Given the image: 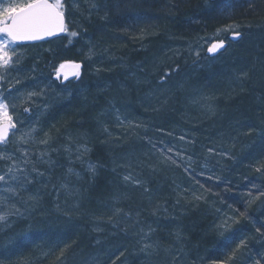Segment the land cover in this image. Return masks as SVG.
Here are the masks:
<instances>
[{"label": "trees", "instance_id": "obj_1", "mask_svg": "<svg viewBox=\"0 0 264 264\" xmlns=\"http://www.w3.org/2000/svg\"><path fill=\"white\" fill-rule=\"evenodd\" d=\"M98 1L106 4L109 17L108 24L95 26L102 33L100 40L119 44L125 50L122 57L130 59L129 36L153 32L145 42L146 63L149 58L154 63L153 57H162L180 42L212 34L231 22L251 32L228 50L223 66L194 78L184 81L181 74L161 68L150 86L159 110L144 123L135 110L140 98L135 99L134 88L130 95L123 93L109 76L90 88L81 102L43 119L42 129L57 142L62 139L60 144L74 135L87 139L94 170L80 169V181L73 185L78 196L63 197L57 203L59 214L52 212L50 198L36 199L29 218L0 234V250L19 246L11 264H220L236 246L224 248L227 239L235 237L238 243L247 238L251 252L264 249L252 238L256 233L251 223L237 212L264 214V196H258L264 175L256 171L264 166V0ZM63 40H68L66 35ZM67 48L65 57L83 54L79 43ZM179 83L183 91L171 95ZM205 88L222 96L213 103L209 119L198 108L186 106ZM116 109L127 120L136 111L140 127L125 123L123 132ZM74 115L79 118L73 123ZM154 143L166 151L171 146V159L154 156ZM210 148L215 151L210 153ZM125 175L139 179L150 191L125 181ZM126 214L140 220L141 235ZM229 216L239 223L223 230L221 222ZM144 243L152 247L144 249ZM230 264H248V256L237 254Z\"/></svg>", "mask_w": 264, "mask_h": 264}, {"label": "rangeland", "instance_id": "obj_2", "mask_svg": "<svg viewBox=\"0 0 264 264\" xmlns=\"http://www.w3.org/2000/svg\"><path fill=\"white\" fill-rule=\"evenodd\" d=\"M66 2L69 5L73 3H78L79 5L78 8L70 6L69 11L66 13V18L69 27L79 31L80 36L73 38L71 43H69V39L65 41L62 38L37 45H16L17 52L22 57L19 67L26 70L35 69L34 72H20L22 83L17 85L16 88L24 89L25 91L36 90L33 88V85L39 84L41 88L46 87V92L43 98H37L36 104L32 105L31 116L26 118L25 131L28 130L29 121H36L35 124L31 125L36 128V132L33 133V139L29 140L28 144H18L16 138L10 133L9 139L13 140V144L9 145L8 151L14 152L17 163H20V167H27L28 169L27 173L18 172V176L28 175L30 178H35V173L31 172L33 166L43 172L44 176L36 178V182L32 184L25 185V190L19 191V195L17 196L3 192L4 185L0 184V196L7 197V201L0 204V214L7 213L6 219L0 221V234L2 235L14 230L17 222H24L26 218L32 215L35 210L36 199L38 198H50L51 204H53L51 208L52 212L59 214L61 211L57 203L63 197L75 198V196H78L73 185L75 182L80 181V169H83L85 173H92V170L89 168V165L92 164L88 160V155L91 151L85 142L87 139L85 140V138L83 139L74 135L69 141L65 142L66 144H60L62 139L57 142V140L52 138L49 139L48 144H42L41 140L45 139V134H47L46 130L42 129L43 119L53 112L59 111L62 108L65 109L66 106H69L73 102H81L83 96L87 94L90 88H95V84L99 83L98 81L103 79V76H109L111 81L115 80L118 82L123 93L129 92L130 95L134 92L131 91L134 88L135 99L136 97L140 98V101L138 100L135 105L137 108L135 110H139L140 114H142L144 123L146 122L145 120H151V117L159 110V105L152 102L155 96L150 86L152 85L151 79L158 76L161 68L165 72L170 71L172 74H181L182 79L186 78L184 81L189 80L214 67L223 66L222 62L228 56V50L233 45L239 44L247 32H251L249 28L231 22L217 28L212 34L199 37L193 41L180 42L174 49L171 48L164 51L162 57H153L155 59L154 63L150 58L146 63L145 59L148 54V48L145 46V42L153 36L151 30L148 33L141 32L139 38L129 36V53L131 56L130 59H127L122 57V52L125 50L119 44L118 46H114L113 43L102 42L100 40L103 38L102 33L95 28V26L97 27L96 24L109 23L108 13L105 9L106 4L102 3L100 6L98 0H66ZM91 3H95L98 10L92 9L90 7ZM232 25H238V27L231 29ZM233 31L241 33L239 39L233 38ZM209 38L223 40L225 48L215 54L208 53L206 49L209 44L206 41ZM74 43H79L80 49H83V54L78 55V52H76L77 59L65 57L64 52L67 51V47H70ZM90 47L94 51L91 59L87 58ZM197 50L200 52L199 57L195 55ZM61 63L69 65L72 63L81 64L79 79L71 74L72 70L69 67L65 69L68 72V78L57 81L54 76V69ZM16 75L17 73L10 70L8 72L9 80L15 79ZM29 75L34 76L35 80L29 79ZM169 77L170 74L166 75V78ZM110 86V84L106 83V89ZM172 88L171 95L175 94L177 96L183 91L181 83L174 85ZM206 89L195 92V100L190 103L188 102L186 106L198 108L202 114H205L202 117L206 116L208 118L211 117V111L214 107L213 103L222 96L215 94V92L211 93V91H207ZM15 90L13 89V91ZM160 99L164 101L162 97ZM16 111L20 112L21 109ZM80 113L78 114L79 116ZM131 114L132 116L129 115L130 120L135 125L142 123V121L134 119L136 111ZM79 116L74 115L72 122L73 120L75 122ZM18 118V116H14V120ZM208 119L205 122H208ZM20 128L21 126L18 124L17 129ZM120 129L123 132L126 130L121 126ZM234 146L235 144L233 148H235ZM16 148L28 151L30 164L24 165L22 163L23 157L20 152L15 151ZM85 148L88 149L87 152L84 151ZM154 150L155 153L153 155H157L159 159L162 157V161L170 155L166 150L161 149V147ZM42 153L44 155L41 158ZM9 164V161L0 160V174L4 173ZM31 197H35V199H31ZM17 209L19 210L18 212L16 211ZM73 209L74 207L69 208V210ZM123 216L125 219H131L134 225L131 224L130 226L136 229V232L140 230V227L143 228L137 217L133 218L127 214ZM139 234H142V230L139 231Z\"/></svg>", "mask_w": 264, "mask_h": 264}, {"label": "snow or ice", "instance_id": "obj_3", "mask_svg": "<svg viewBox=\"0 0 264 264\" xmlns=\"http://www.w3.org/2000/svg\"><path fill=\"white\" fill-rule=\"evenodd\" d=\"M70 6L75 8L79 7L78 3L69 5L66 0H0V160L10 162L4 173L0 174V184L4 185L3 192L10 193L13 196H17L19 195V191L25 190V185L32 184L36 182V178L44 176V173L34 166L31 168V172L35 173V178H30L28 175L18 176V172L27 173L28 169L27 167H20V163H17L14 152H9L8 147L13 144V140L9 139L10 133L16 138L18 144H28L29 140L33 139V133L36 132V128L31 125L35 124L36 121H29L28 130L25 131L26 118L31 116L32 105L36 104L37 98H43L46 92V87L41 88L39 84L33 85V88L36 90L25 91L24 89L16 88L17 85L22 83L20 72L35 71V69L26 70L19 67L22 57L18 54L16 45L19 42L40 41L60 34H65L69 39V43H71L73 38L80 36V32L69 27L66 13L69 11ZM90 7L97 9L95 3H91ZM237 27L238 25H232L231 29ZM232 35L234 39H239L241 33L233 31ZM206 42L209 44L206 51L211 54H215L225 48V42L223 40L209 38ZM93 55L94 51L90 47L87 58L91 59ZM195 55L199 57L200 52L197 50ZM69 67L72 70L71 74L79 79L81 68V64L79 63H72L70 65L61 63L54 69L55 79L57 81L66 80L68 78V72L65 69ZM10 70L17 73L16 78L13 80H9L8 78V72ZM28 78L35 80V77L32 75H29ZM13 89L16 90L13 91ZM18 109H21V111L17 112L16 110ZM116 112V120L120 126H123L125 123L132 124L131 120L121 118L119 109H116ZM14 116H18L19 118L14 120ZM18 124L21 126L20 129H17ZM135 127H140V125L136 124ZM104 131L108 133V136H112V133L108 132L106 127ZM49 139L48 134H45V139L41 140V143L48 144ZM180 139L183 140L184 137L181 136ZM153 147H156V145L153 144ZM15 151L21 153L23 157L22 163L24 165L31 163L28 159V151L26 149L16 148ZM84 151L87 152L88 149L85 148ZM167 151L172 152L173 148L169 146L167 147ZM208 151L211 153L215 150L210 148ZM43 155L44 153L41 154V158ZM188 159L191 160V157H188ZM172 163H178V161L172 160ZM89 168L94 170L93 165H89ZM256 171L264 175V166H257ZM211 178L209 177V179ZM124 180L131 182L136 187H143L145 192L150 191L142 181L134 179L131 175H125ZM252 187L256 188L257 185L253 184ZM258 196H264V189L258 192ZM31 199H35V197H31ZM197 199H200V197H197ZM6 201V196H0V204ZM254 201L255 198L249 200L248 204L251 205ZM16 211L18 212L19 210L17 209ZM237 212L240 217L245 218L251 223L256 233L252 238L264 244V214L254 217L247 214V209L243 212L237 209ZM6 215L7 213L0 214V221H4ZM235 223H239V218L229 216L221 222L220 227L223 230H227L231 224ZM148 235L149 233L145 234V239ZM233 243L236 245L235 249L231 251L228 259L220 262V264H230L231 261H236L237 254L239 256H248V264H264V249L251 252L247 238H240L237 243L235 237L223 241L222 246L229 248ZM150 247H152L150 243H144L143 245L144 249ZM18 252L19 246H9L0 250V264H6V262L11 264L13 257ZM250 252L251 254H249ZM213 264H215V261Z\"/></svg>", "mask_w": 264, "mask_h": 264}, {"label": "water", "instance_id": "obj_4", "mask_svg": "<svg viewBox=\"0 0 264 264\" xmlns=\"http://www.w3.org/2000/svg\"><path fill=\"white\" fill-rule=\"evenodd\" d=\"M63 35H64V34H60V35H58V36L45 38L44 40H40V41H23V42H19L18 44H20V45H33V44H40V43H44V42H48V41H52V40L60 39Z\"/></svg>", "mask_w": 264, "mask_h": 264}]
</instances>
